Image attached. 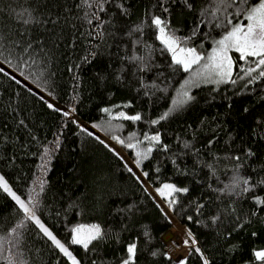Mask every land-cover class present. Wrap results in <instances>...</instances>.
<instances>
[{"label": "trees", "instance_id": "1", "mask_svg": "<svg viewBox=\"0 0 264 264\" xmlns=\"http://www.w3.org/2000/svg\"><path fill=\"white\" fill-rule=\"evenodd\" d=\"M9 2L0 0V8ZM20 2L12 0V6L17 7ZM76 2L47 0L54 13L63 14L64 7H69L73 23L77 22L72 17L79 15ZM123 2L129 10L126 17L121 16L111 4L106 5L108 11L101 14L105 21H109L105 25L106 33H114V36H104L97 49L99 54L91 63H81V58L91 51L89 44L95 46L97 41L81 37L79 31L86 29L81 30L77 23L78 32L70 35L65 29L64 44L54 52V60L43 70V75L24 81L32 92L15 84L7 75L0 74L1 173L23 198L31 196L39 201L37 214L63 242L70 239L72 227L84 222H97L109 233L107 241L96 251L85 253L80 246H70V251L82 259L83 264H91L93 258L103 259L104 264H119L125 255V245L134 240L139 249L137 264H174V258L170 262L162 255L152 258L148 253L154 249L167 251L162 236L175 219L191 229L198 246L212 264H262L254 261L253 251L264 249V209L254 207L252 196L264 195V189L257 188L255 193L246 196L225 195L219 199L218 193L212 189L221 188L230 181L235 162L229 160L228 155H243L245 149L251 148L256 155L245 160L241 173L255 178L252 168L260 170L264 167V139H261L264 129L256 124L257 120H264V81L245 88V81L235 75L242 62L233 53L237 64L234 73L236 84L193 87L190 91L196 99L153 127L149 121L158 119L171 107L172 99L188 74H173L168 67L170 56L160 51L162 46L155 40L151 29L146 28L143 36L129 37L125 34L127 29L141 22L146 12L161 14L152 7L156 0ZM194 3L199 11L208 0H194ZM171 21L173 28L179 29L177 35L186 36L197 22V12H189L180 4L172 5ZM0 25L13 27L8 21L6 8L4 15H0ZM41 31H34L33 35L39 36ZM204 32H209V36H198L194 42L199 47L203 40L202 51L211 49V41L219 37L221 29L203 27L201 33ZM73 37L75 46L69 47V40ZM134 39L151 46L148 52L143 47L135 48V52L145 56L150 53L153 65L150 71L137 75L143 77L145 85L154 82L163 91L141 87L137 76L131 74L132 65L126 62L122 65L119 57L133 54L131 41ZM76 64H80V68L75 73L69 71ZM0 66L5 68V72L16 75L17 79H23L18 70H13L14 63L12 66ZM28 71L25 69L26 74ZM98 72L105 79H98ZM118 73L121 75L119 80L116 79ZM145 91L149 95H145ZM40 96L44 99L41 100ZM45 101L65 111L74 108L75 112L68 118L63 117L60 112L49 109ZM128 103L132 105L129 108L114 107ZM105 107L113 108L114 113H140L144 120H113L101 111ZM21 119L24 125L19 124ZM73 120L78 124L72 123ZM93 124L97 127H92ZM81 126L113 148L115 146L103 137L111 138L114 134L127 140L133 132L142 135L159 131L173 152L181 150L182 141H192L197 147H202L213 134L209 130L211 128L218 137L211 149L219 157L214 162L215 175L206 168H194L191 155L177 158L180 168L189 171V175H181L171 163L169 154L153 152L151 158L143 163V170L150 174L146 183L156 188L162 183L172 182L191 189L187 196H179L177 211L169 213V221L157 207V203L164 206L163 203L137 181L136 176L143 178L141 171L81 131ZM122 148L134 160L132 151ZM203 152L202 159H210L209 151L203 149ZM128 167L136 176L128 172ZM157 167L160 168L159 173L154 171ZM193 199L205 204L202 216H196L190 206ZM232 208L236 210L234 214H230ZM253 212L256 214L252 215ZM217 213L221 219L214 225L209 217ZM188 215L193 216L192 221L187 220ZM236 216L248 221L238 231L234 230ZM19 218L14 202L0 192V235ZM145 231L149 233L150 240L144 236ZM22 247L27 264H69L33 225L24 230ZM188 264H200L199 257L193 253Z\"/></svg>", "mask_w": 264, "mask_h": 264}, {"label": "snow or ice", "instance_id": "2", "mask_svg": "<svg viewBox=\"0 0 264 264\" xmlns=\"http://www.w3.org/2000/svg\"><path fill=\"white\" fill-rule=\"evenodd\" d=\"M111 4L118 9L120 15L126 17L128 15V8L125 7L123 0H77L75 7L79 15L72 17L80 24V29L86 31H79L81 37L87 36L90 40L97 41L93 46L89 44L91 51L88 55L81 58V63H91L99 54V42L103 40L104 36L112 35L114 33H106L105 25L109 21H105L101 14L108 11L106 5ZM180 4L189 12H197V22L191 28L186 36H178L179 29L172 26L171 21V6ZM153 9H158L161 14H156L155 11H149L144 14L141 22L126 30V35L133 37L136 34L143 36L145 29H151L155 40L162 46L160 51L166 52L170 56L168 67L173 74L176 72L186 73L187 78L177 90L176 97L171 101V107L165 111L158 119H152L149 123L154 127L167 120L169 116L183 108L185 105L191 103L196 99L191 93L193 87H200L201 84H222L231 83L236 84L237 79L234 78L235 69L237 67L236 60L233 58V53L237 54V59L242 62L239 72L235 73L236 77L245 81L244 87L264 81V0H208L206 6L197 11L194 0H156L152 6ZM7 9L8 21L13 25L9 28L0 25V65L12 66L15 65L14 71L19 72L23 79H17L16 75L5 72V68L0 66V74L7 75L15 84L25 87L29 92L31 88L24 81L29 80L30 77H37L43 75V70L47 69L49 62L54 60V52L58 51L64 44L62 37L65 29H68L70 35L78 32L77 23L71 22V9L67 6L63 9V14L53 12L52 8L47 3V0H21L17 7L12 6V0L9 4L0 8V15H4V9ZM214 27L221 29L219 38L211 41L212 46L210 50L202 51L203 40L199 47L195 45V40L198 36L203 35L205 38L209 36V32L201 33L203 27ZM42 30V31H41ZM34 31H41L39 36H34ZM76 39L73 37L69 40V47H74ZM133 54L123 55L119 58L122 65L126 62L132 65V75L137 76V79L144 88H156L158 91L163 89L158 88L153 82L152 85H145L142 76L138 73H146L151 70V55H138L135 48L143 47L146 52L151 48L147 43H142L140 39L131 41ZM80 64L73 65L69 71H75L80 68ZM25 69L29 71L25 72ZM53 73H49L52 75ZM162 75V73H161ZM75 78V77H74ZM98 79H105L99 72ZM121 75L116 74V79L119 80ZM39 87V85H37ZM139 91V89H137ZM51 95V93H49ZM145 95H149L145 91ZM41 100L43 96L39 97ZM49 109L60 112L63 117H70L75 109L67 111L56 108L52 103L46 102ZM131 103L124 105H116L115 108H129ZM231 107V105H229ZM101 111L113 120H125L132 122H139L144 120L140 113L129 115L125 111L113 112V108L105 107ZM248 111L247 108L244 109ZM215 119V118H214ZM24 120L19 121L20 125H24ZM72 123H77L73 120ZM204 121H201V125ZM257 127L264 129V120L256 121ZM79 126V125H78ZM96 128L97 125L93 124ZM191 128V125H189ZM213 134L208 137L206 144L202 147H197L192 141H182L181 150L173 152L170 145L166 144L162 139V134L156 132H144L142 135L131 133L127 140L122 139L119 135H111V139L120 146L132 151L134 156V164L142 173L141 176H136L131 167H128V172L136 176L137 181L147 191L148 185L146 181L149 180L150 174L143 170V163L151 158L153 152H164L169 154L171 163L176 167V170L181 175H189V171L181 169L177 164V158L191 155L194 157L193 166L206 168L212 175H215L214 162L219 157L211 152L213 145L216 143L217 136L213 129H209ZM81 131L86 132L88 136H92L103 144L110 152H112L119 159L124 158L111 145L95 136L94 133L89 132L86 128L81 126ZM264 139V136L261 137ZM203 149L209 151L210 159H202L204 155ZM47 154V150H45ZM256 153L247 148L243 155L235 154L228 155V159L234 161L232 169V176L229 183L221 188L212 189L218 193L217 199L220 196H246L248 193H255L257 188L264 189V167L260 170L252 168L255 178L252 175H244L241 169L245 166V160L255 157ZM127 166V165H126ZM156 173L160 172V168H155ZM198 182V181H197ZM43 182H41V188ZM211 188V185H208ZM156 196L164 201L166 208L159 203L157 207L160 208L162 214L171 220L169 213L177 211L179 204V196H187L191 189L189 187H181L176 183H162L159 187L154 189ZM0 192H3L9 197L17 209L19 219L13 222L9 227L4 229L3 234L0 235V264H27L24 259V249L22 247L24 230L28 225L35 226L47 241L50 242L51 247L60 255L65 257L69 264H83L82 259L70 251L71 245L80 246L85 253H90L98 250V246L107 241L109 233L99 224H77L70 230V239L68 242H63L54 234V232L46 226L40 216L37 214L39 201L34 197L22 198L10 186L4 175H0ZM252 201L256 209H264V195H253ZM196 216L203 215L205 204L199 200H191L189 202ZM235 208L230 209V214L235 213ZM253 212L252 215H255ZM188 221L193 220L192 215H188ZM212 224H217L221 219L219 213L209 217ZM236 223L234 230L243 229L247 220H241V217L236 216ZM199 223V220L196 221ZM230 236L231 233H228ZM144 236L150 240L151 237L147 231ZM185 237L181 243L189 249V255L176 258L174 264H188L189 256L195 253L200 260V264H212L211 260L206 256L205 252L198 246V241L195 239L191 229L185 228ZM118 239V238H117ZM175 244V241H173ZM179 247V245H176ZM139 255L138 243L133 242L125 245V255L119 260V264H137ZM148 255L152 258L163 256L166 260L172 262L173 255L171 252H162L159 249L149 251ZM254 261L262 262L264 264V249L253 251ZM91 264H104L103 259H91Z\"/></svg>", "mask_w": 264, "mask_h": 264}, {"label": "rangeland", "instance_id": "3", "mask_svg": "<svg viewBox=\"0 0 264 264\" xmlns=\"http://www.w3.org/2000/svg\"><path fill=\"white\" fill-rule=\"evenodd\" d=\"M209 28V27H208ZM219 38V37H218ZM234 58V57H233ZM177 94V93H176ZM106 141H109V142H111V144H113L114 146H115V148H116V150H117V152H119L120 153V155L123 157V158H125L130 164H131V166L133 167V168H136L135 167V164H134V160H132L131 158H129L126 154H125V152H124V150H123V148L120 146V145H118L117 143H115L111 138H108V137H103ZM0 175H3L2 173H1V171H0ZM6 179V178H5ZM168 183H172V182H168ZM11 186V185H10ZM12 187V186H11ZM12 189L19 195V193L12 187ZM154 189L155 188H153L152 187V185H151V187H150V193H152V194H154L155 195V197H157L156 196V193H155V191H154ZM21 196V195H20ZM22 197V196H21ZM23 198V197H22ZM158 199H159V197H157ZM159 201L161 202V203H163V205L165 206V208H166V205L164 204V201H162V200H160L159 199ZM178 220L177 219H175L174 221H173V223H172V225H171V227H173L174 228V230H172V228L170 227L169 229H168V231H170L171 233H172V237L170 238V239H168V240H165V243H166V249H167V252H171V254L173 255V258L174 259H176V258H179V257H183V256H186L187 255V253H188V251H189V249H187V248H185L183 245H182V243H181V241L184 239V238H186L185 237V228H186V226L185 225H181L179 222H177ZM95 223H97V222H84V223H79V224H85V225H88V224H95ZM173 241H175V244L173 243ZM171 242V244H169ZM176 245H179V247H177ZM173 247H174V249H173Z\"/></svg>", "mask_w": 264, "mask_h": 264}, {"label": "water", "instance_id": "4", "mask_svg": "<svg viewBox=\"0 0 264 264\" xmlns=\"http://www.w3.org/2000/svg\"><path fill=\"white\" fill-rule=\"evenodd\" d=\"M157 198V197H156ZM172 237V233L170 232V231H166L164 234H163V236H162V238H163V240H164V242H165V240H168V239H170Z\"/></svg>", "mask_w": 264, "mask_h": 264}, {"label": "bare ground", "instance_id": "5", "mask_svg": "<svg viewBox=\"0 0 264 264\" xmlns=\"http://www.w3.org/2000/svg\"><path fill=\"white\" fill-rule=\"evenodd\" d=\"M147 185H148V187H147V190L148 191H150V187H151V184L150 183H146ZM151 192V191H150ZM177 222H179V221H177ZM180 223V222H179ZM181 224V223H180ZM182 225V224H181ZM171 228H173V227H171ZM173 230H174V228H173ZM169 244H171V242L169 243Z\"/></svg>", "mask_w": 264, "mask_h": 264}, {"label": "built area", "instance_id": "6", "mask_svg": "<svg viewBox=\"0 0 264 264\" xmlns=\"http://www.w3.org/2000/svg\"><path fill=\"white\" fill-rule=\"evenodd\" d=\"M187 228V227H186ZM196 239V238H195Z\"/></svg>", "mask_w": 264, "mask_h": 264}]
</instances>
